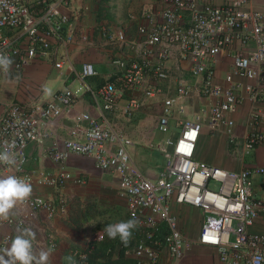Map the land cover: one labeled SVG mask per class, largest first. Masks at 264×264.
Here are the masks:
<instances>
[{
	"label": "built area",
	"instance_id": "built-area-1",
	"mask_svg": "<svg viewBox=\"0 0 264 264\" xmlns=\"http://www.w3.org/2000/svg\"><path fill=\"white\" fill-rule=\"evenodd\" d=\"M150 1L161 2L162 8L155 12L153 7H144L142 16L148 23L138 27V37L131 38L124 26L100 31L109 44L122 52L133 49L139 57L134 60L120 55L113 61L119 69L115 80L98 88L85 87L94 99L102 101L98 103L101 110L110 111L118 108L122 94L150 80L169 78L166 65L169 61L190 62L193 82L184 75L176 77L177 92L164 100L157 126L162 132H170V117L175 111L186 113L196 92L214 101L192 119L181 121L176 140H168L166 146L159 145L166 159L159 176L153 179L138 167L130 151L133 140L119 132L107 117L99 119L90 112L74 113L77 96L67 86L55 91L45 102H14L6 106L0 116V151L14 145L10 151L17 162L0 164V177L14 175L24 178L32 187L60 188L72 178L66 167L70 157L86 156L100 170L118 174L119 195L128 204L130 218L138 221L132 232V244L121 243L116 252L109 248L108 254L115 260L130 257L135 264H185L192 242L180 229L172 208L173 204H187L203 212L199 241L216 248V264H264V233L251 230L258 220L264 219V198L254 187V177L264 176V166H247L237 171L195 158L205 125L211 131H226L236 154H250L264 144V10L251 7V0ZM42 2L44 7L34 10L29 0H0V54L15 58L6 74H19L30 60L49 56L52 38L65 44L75 40L70 25L72 15L63 11L73 0ZM237 42L254 46L234 54L225 83H218L219 55ZM67 62L66 56H62L55 66L63 69ZM98 74L92 62H85L80 80L85 83ZM237 76L249 82L244 84ZM159 91L151 85L144 88L147 98ZM246 101L252 106L242 150L232 114ZM142 105L141 100L133 97L124 106V114L133 116ZM64 115H72L76 121L68 128L67 136L50 130ZM47 138L51 143L46 154L58 168L27 171L29 144H42ZM61 203L64 205L65 200L61 199ZM56 213L57 207L51 200L32 194L26 203L17 206L9 220L0 221V251L10 246L16 231L31 228L36 232L34 243L38 252L39 216L42 214L50 221ZM4 228L13 231L1 232ZM96 239L103 240L104 233L97 234ZM47 241L50 249L57 247L52 234L47 236ZM90 255L87 249H76L72 252V264H91Z\"/></svg>",
	"mask_w": 264,
	"mask_h": 264
},
{
	"label": "crops",
	"instance_id": "crops-1",
	"mask_svg": "<svg viewBox=\"0 0 264 264\" xmlns=\"http://www.w3.org/2000/svg\"><path fill=\"white\" fill-rule=\"evenodd\" d=\"M43 0H29L32 9L41 10ZM221 1V0H218ZM153 7L155 12L162 8L159 1L150 0H73L64 7L63 11L72 15L71 28L74 30L75 40L65 44L62 40L52 38L49 56L37 57L30 60L19 74L11 72L0 74V116L6 106L14 102L30 104L33 101H48L52 94L64 87H71L77 96L74 106L76 112H90L99 119L107 117L114 127L133 140L130 151L138 167L156 179L164 168L165 156L159 145L166 146L168 140H176L181 131V121L192 119L198 111L209 108L214 99L202 97L197 92L190 98L187 112L177 111L170 117L171 130L162 132L157 126L164 100L176 94V77L186 76L191 82L190 62L187 59L171 60L166 65L170 77L162 80H150L132 92L122 94L118 100V108L110 111L101 110L96 100L91 96L85 85L94 88L101 87L107 81H113L119 75V69L113 62L120 55L128 59H137L139 55L130 48L119 50L109 44L101 36V29L105 27L116 29L120 26L127 28L131 38L138 37V27L148 23L142 16L144 7ZM250 6L264 10V0H251ZM68 29V27H67ZM13 32H9L12 34ZM86 37L87 40L83 39ZM240 42L232 48L221 52L218 58L216 81L225 83V76L231 68L236 52L248 50ZM66 56L68 62L63 69L55 66L56 60ZM14 65L15 58H11ZM92 62L99 71L98 76L92 77L83 83L80 80L82 65ZM72 68L69 69L68 66ZM10 66V67H11ZM237 80L246 84L249 81L237 76ZM159 88V92L152 98L145 96V86ZM137 98L143 105L133 116H126L123 108L131 98ZM251 102L246 101L232 114L236 122V134L244 150V142L248 133V118ZM72 115H64L58 123L52 125L54 130L62 136L68 135V128L75 125ZM51 143L47 138L42 144L32 142L27 151L29 161L27 171L56 170L58 165L46 154ZM167 148L171 146L167 145ZM195 158L230 170H241L247 166H264V144L250 154H236L233 150L226 131H211L206 125L200 132L196 145ZM67 170L72 178L63 187L33 186V193L51 200L57 207V213L47 221L42 214L37 221L38 251L50 249L47 236L52 234L57 247L51 250L50 264H72V252L76 249H87L91 252V264H135L133 258L115 260L108 254L109 248L115 252L119 244H132V236L127 243L119 237L110 239L104 228L109 224L126 221L130 218L127 202L120 197L119 176L115 172L100 170L91 158L73 154L66 163ZM255 190L264 197V176L255 175ZM61 199L65 200L64 205ZM173 213L178 217L179 226L183 234L192 242L191 250L186 254L185 264H216L218 263L217 250L206 246L199 241V232L202 226L203 212L197 207L187 204H173ZM15 212V210H14ZM129 217V218H128ZM252 231L264 233V219L258 220L251 228ZM12 232L4 228L1 232ZM104 233L103 240H97V234ZM18 234H14L15 236ZM134 241V240H133Z\"/></svg>",
	"mask_w": 264,
	"mask_h": 264
},
{
	"label": "clouds",
	"instance_id": "clouds-1",
	"mask_svg": "<svg viewBox=\"0 0 264 264\" xmlns=\"http://www.w3.org/2000/svg\"><path fill=\"white\" fill-rule=\"evenodd\" d=\"M13 61L0 54V71L7 73ZM14 145H8L0 151V164L15 165L16 157L10 151ZM32 185L22 177L9 175L0 177V221H7L17 206L26 203L32 196ZM138 221L130 219L109 224L104 228L110 239H119L127 243ZM36 232L31 228L19 229L11 240L10 246L0 251V264H50V249L35 251Z\"/></svg>",
	"mask_w": 264,
	"mask_h": 264
},
{
	"label": "rangeland",
	"instance_id": "rangeland-1",
	"mask_svg": "<svg viewBox=\"0 0 264 264\" xmlns=\"http://www.w3.org/2000/svg\"><path fill=\"white\" fill-rule=\"evenodd\" d=\"M262 197H263V196H262ZM263 198H264V197H263ZM128 218H129V217H128ZM127 220H129V219H127ZM127 220H126V221H127Z\"/></svg>",
	"mask_w": 264,
	"mask_h": 264
}]
</instances>
